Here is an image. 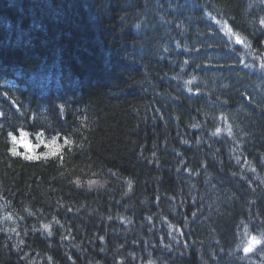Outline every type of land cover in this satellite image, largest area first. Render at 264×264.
Segmentation results:
<instances>
[{
    "label": "trees",
    "instance_id": "obj_1",
    "mask_svg": "<svg viewBox=\"0 0 264 264\" xmlns=\"http://www.w3.org/2000/svg\"><path fill=\"white\" fill-rule=\"evenodd\" d=\"M0 264H264V0H0Z\"/></svg>",
    "mask_w": 264,
    "mask_h": 264
},
{
    "label": "rangeland",
    "instance_id": "obj_2",
    "mask_svg": "<svg viewBox=\"0 0 264 264\" xmlns=\"http://www.w3.org/2000/svg\"><path fill=\"white\" fill-rule=\"evenodd\" d=\"M14 153L15 154H21L24 157L28 158H36L41 155H48L47 152H39V146L37 147H32L29 143L28 140L25 137L19 138V140L15 141L14 144Z\"/></svg>",
    "mask_w": 264,
    "mask_h": 264
},
{
    "label": "snow or ice",
    "instance_id": "obj_3",
    "mask_svg": "<svg viewBox=\"0 0 264 264\" xmlns=\"http://www.w3.org/2000/svg\"><path fill=\"white\" fill-rule=\"evenodd\" d=\"M192 81H188V83H191ZM11 135V134H10ZM13 140L15 141V137H13ZM65 143H71L70 141H65ZM79 183H80V181L79 180H77L76 181V184L77 185H79ZM97 183V181H95V180H91V181H89V185H94V184H96ZM131 187V182L129 181V188ZM57 223H59L58 221H57ZM43 229L45 230V231H48V233H49V235H51V226L50 225H47V224H45V225H43ZM13 231H14V229H13ZM252 241L253 242H255V243H259V241L256 239V237H252ZM250 250V247L249 248H245V251L247 252V251H249ZM49 259H51V258H49Z\"/></svg>",
    "mask_w": 264,
    "mask_h": 264
},
{
    "label": "bare ground",
    "instance_id": "obj_4",
    "mask_svg": "<svg viewBox=\"0 0 264 264\" xmlns=\"http://www.w3.org/2000/svg\"><path fill=\"white\" fill-rule=\"evenodd\" d=\"M132 43H135V41H133V42L130 43V46H129V50H130V51L133 50L134 47H135V46L132 45Z\"/></svg>",
    "mask_w": 264,
    "mask_h": 264
}]
</instances>
